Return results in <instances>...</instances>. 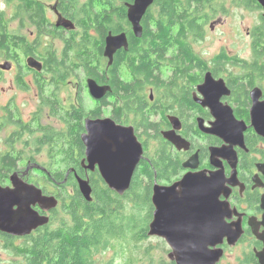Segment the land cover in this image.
Masks as SVG:
<instances>
[{
    "label": "flooded vegetation",
    "instance_id": "1",
    "mask_svg": "<svg viewBox=\"0 0 264 264\" xmlns=\"http://www.w3.org/2000/svg\"><path fill=\"white\" fill-rule=\"evenodd\" d=\"M88 1L81 4L79 0H4L5 9H0V41L9 45L3 55L6 56L5 63L11 64V69L2 70L0 68V75L14 74V79L10 81L14 95L10 98V102L7 105L2 106L3 114L0 112L1 128H18L12 131L11 138L14 139H18V137L31 129L28 126L29 122L26 123L22 119V109L17 103V98L23 92L21 86L26 88V94L33 93L34 97L38 98L39 104L41 102L44 108H49L52 119H59L43 127V134L40 137L43 139H47L46 136L48 134H50V137H55L58 132L67 135H71L72 131L74 133L77 132V126L70 130L69 123L71 120L77 121L78 118L57 115L58 109V112L64 111L68 113L69 110H80L82 108L86 112L96 110L98 113L96 117L92 115H90L91 117L88 115L82 117L81 123L84 125V130L80 132L81 141L82 135L86 132L85 124L88 119L110 118L118 126L131 127L144 147V159L141 163L148 164L151 168H156L157 162L155 161L160 157L161 164L159 169L167 170L168 174L170 172L169 177H162L159 180L156 174L154 187L156 185L172 186L189 172L217 170L211 164L212 156L210 150L212 148H221L225 142L216 135L204 134L200 126L203 124L205 128H210L215 122L226 121L225 110L230 109L239 122L246 124L244 132L245 149L238 146L235 147V152L238 156V186L232 188L229 198L231 206L243 215L245 234L237 245L244 240L249 241L251 239L254 245L248 257L249 264H260L256 258V251L260 252L264 249V241L259 240L255 236L251 222L258 228L260 234H264V174L259 170V166L264 164V138L258 135L252 126L251 111L254 106L252 95L254 91L260 92L259 101L264 102L263 6L258 0L252 6H248L245 3L248 0H234L236 7L259 12V26H257L253 34L254 38L257 35V38L259 37L260 39L259 49L257 52H252L253 58L251 60L232 56L227 51V48H222L218 53L214 54L198 51L199 44L206 38L208 26H210V33H215V29L219 27H226L229 24L226 16L229 14L227 12L228 9L226 8L225 10L222 7V16L210 18L215 15L214 5L219 0H212L205 5L194 3V9L198 10L194 25L199 30L195 31L196 28H194V30L187 32L186 35L177 36L176 34L182 28V25H179L180 28L178 29L177 27L173 30V35L171 36L150 37L149 43L143 47L151 52L136 55L138 58L134 62L137 69L134 73L130 69L128 57H125L124 61L117 67L118 54L115 56L114 64L109 67V60L105 58V39V47L102 53V57L105 60V69L100 70L101 83L99 84L111 87V92H108L104 99L97 101L90 95L88 80L93 78H89L82 69L78 70L83 72L86 83L85 86H81L82 92H79L80 83H78L77 78L74 77L76 81H72L73 77H64V81L72 84L69 85L70 93L67 91L68 95L62 98L63 87L60 84H56V77L53 74L61 75L65 74V72L61 68H46L44 64L47 56L36 52H26V44H34L32 50L37 51L36 42H40L41 38L48 42L47 38H50V35L71 36L75 29L76 31L78 30L79 25L87 21L88 15L82 9L86 7ZM28 2H33L31 6L33 9L32 13L27 9L26 5H28ZM133 3L134 0L126 1L124 5L127 12L128 23L126 24L127 27L131 28L132 32V25L128 20L127 5ZM93 4L94 14H101L102 12L95 11V7L102 5V2L93 0ZM121 4V0L116 1V6ZM154 6L155 4L150 10ZM51 12L53 16H57L55 17L56 20L51 19ZM179 15L185 14L182 11ZM115 22L120 24L121 20L115 18ZM65 24H69L70 27H64ZM29 25L37 30L36 33L31 31L29 35L35 38L34 40H30L24 34L25 27ZM151 26L154 32L158 31L156 26ZM48 29L53 32L49 31V34H47ZM255 32L257 33L256 35ZM41 33L43 36H41ZM44 35L47 38H44ZM129 39L131 41V38ZM157 41L162 42V50H159L156 45ZM254 46L255 39L253 41V49ZM187 47L192 51L186 52L185 48ZM13 50L16 51L15 54H13ZM29 59L38 60L42 63L43 69L39 71L30 68L28 65ZM250 64H256L257 67L249 69ZM138 67H141L142 70H139ZM66 71L67 73L70 72L68 68H66ZM72 71L78 72L73 69ZM115 78L116 83L113 84L112 82H115ZM46 89H49V91L45 94L44 91ZM83 94H88L93 99L96 104L95 108L88 109ZM36 117H38L37 113H35L34 119ZM59 123L61 124L59 129L64 126L63 130L58 131V128L55 129ZM74 136L77 139V134H74ZM170 137L188 141L191 145L190 149L179 150L175 144L167 139ZM55 138L52 142L53 146H55ZM52 144L50 145L52 146ZM43 145L47 147L49 152L48 144L45 143L41 146ZM38 147L40 148V146ZM165 148L166 150L162 151ZM158 151L161 152L157 156ZM196 155L199 159V167L195 170L185 169V163ZM220 160L225 169L226 177L230 178L233 169L229 161L223 158ZM19 166L20 169L15 172L23 176L24 182L34 184L42 189L45 195L56 196L59 199L57 187L60 183L35 179L38 176L35 174L36 171L46 174L49 171V165L42 166L36 161H30L27 162L25 167L21 166L19 162ZM176 167H178V172H175ZM96 172L99 173V171ZM85 173L86 176L91 174V172H86V170ZM8 181V183L0 184V186L12 187L10 180ZM59 201L60 208L62 202L60 199ZM34 209L41 216L50 218V224L47 225L49 228L47 226L40 227L33 231L31 235L24 237H14L0 232V244H7L8 241H12L16 244L19 243L20 246L29 245L34 242L40 233L42 234L53 227L58 209L45 211L39 206L34 207ZM237 219V217H234L229 221ZM223 248L225 256L226 251L231 247L226 242Z\"/></svg>",
    "mask_w": 264,
    "mask_h": 264
},
{
    "label": "trees",
    "instance_id": "2",
    "mask_svg": "<svg viewBox=\"0 0 264 264\" xmlns=\"http://www.w3.org/2000/svg\"><path fill=\"white\" fill-rule=\"evenodd\" d=\"M100 1L105 5L101 14H94L93 0H89L86 7L82 9L88 15L87 21L79 25L78 30L75 29L71 36L59 34V37L64 40V49L60 57L52 53L48 47L41 49L40 42H36L37 51L32 50L34 44H26L25 51L47 56L45 67L61 68L65 72L63 77L69 78L66 68L69 69L71 66L76 71L82 69L89 78L101 83L99 73L101 69H105L102 53L105 39L110 32L116 35L125 32L131 38V41L129 39L130 51H121L117 55V67L125 57H128L130 69L134 73L137 69L134 62L138 58L136 55L151 52L143 47L149 43L150 37L171 36L173 30L180 28L179 25H182V28L176 35H186L187 32L196 28L194 21L198 10L194 9V3L205 5L212 0H155V6L143 20L144 37L142 39H137L126 24L128 23L127 12L124 5L126 1L133 0H121L120 6H116L117 0ZM245 3L252 6L256 0H248ZM32 5L33 2H28L26 5L30 13L33 11ZM156 8L158 15H156ZM182 11L185 15H179ZM115 18L121 20V23L116 24ZM151 25L156 26L158 31L154 32ZM259 41L256 35L255 52L259 49ZM156 45L159 50H162L161 41H157ZM8 46L7 43L0 41V56L7 51ZM185 51L192 50L187 47ZM255 67H257L256 64H250L249 69H255ZM138 69L142 70L141 67ZM102 80L105 81L104 78ZM112 83H116V78ZM65 115L78 118L77 121L71 120L69 123L70 130H73L74 126H77L78 130L76 129L75 133L72 131L71 135L58 132L55 135L56 138L50 137V134L46 136L47 139L39 138V144H48L50 157L49 171L46 174L40 172L39 180L60 183L57 190L66 189L67 186L74 188L75 193L70 198L63 193L59 195L69 221L62 219L58 222L57 228L40 233L29 245L17 246L14 242L8 241L6 244L8 251L17 257L25 258L24 261L13 264H98L97 256L108 247L114 248L120 261H126V264H175L164 257L156 259L152 245L143 247L150 238L149 226L155 211L152 202L155 175H158V180L170 175L167 170L159 169L161 158L158 157L155 161L156 168L140 163L133 178L132 187L124 196L111 191L98 172L91 173L89 177L93 187V202L89 203L80 193L76 179V174L82 178L87 177L82 167L85 148L80 138V132L84 130L81 120L87 115L96 117L98 113L96 110L86 112L82 108L69 110V113L65 112ZM74 134H77V139ZM54 138L55 146L52 144ZM15 140L13 138L11 142L15 143ZM165 150L166 148L162 151ZM160 152H157V156ZM22 158V152H17L14 145H10L6 152H0V184L6 183L10 176L20 169L19 162ZM177 170L178 167L175 168V172H178ZM65 180H67L66 183Z\"/></svg>",
    "mask_w": 264,
    "mask_h": 264
},
{
    "label": "water",
    "instance_id": "3",
    "mask_svg": "<svg viewBox=\"0 0 264 264\" xmlns=\"http://www.w3.org/2000/svg\"><path fill=\"white\" fill-rule=\"evenodd\" d=\"M264 8V0H258ZM155 0H134L128 4V20L137 39L144 37L143 20ZM59 27V25H58ZM64 27H70L65 24ZM130 51L128 35L109 33L106 38L105 58L109 67L114 64L115 56ZM32 69L41 71L42 63L29 59ZM2 70H10L11 64L4 63ZM90 95L97 101L111 92V87L101 86L96 80H88ZM254 106L251 111L252 126L258 135L264 138V102L260 92H253ZM226 111L227 120L215 122L210 128L201 124L204 134L216 135L225 143L221 148H212V165L216 171L202 170L189 172L172 186L156 185L152 202L155 208L153 221L149 226L150 237L164 239L171 249L169 259L175 264H220L224 257L223 245L235 247L245 234L243 215L231 206L229 201L232 188L238 186L235 147L245 149L244 132L246 124L239 122L233 112ZM82 142L86 148L82 167L86 172L99 171L109 189L120 196L128 193L132 187L135 173L144 159V147L131 127L118 126L112 119H88ZM179 150L190 149L186 140L167 138ZM229 161L232 175L227 178L220 159ZM199 167L198 156H194L184 165L185 169ZM264 174V164L259 166ZM79 190L84 199L93 202V187L89 176L82 178L76 174ZM12 187L0 186V232L14 237L32 234L40 227L50 224L48 216H41L34 207L45 211L56 210L60 201L56 196H47L34 184L24 182L18 172L10 176ZM67 180H65V183ZM242 192V189H241ZM224 198V199H222ZM264 208V207H263ZM237 217V220H232ZM255 236L264 241V234L251 222ZM256 258L264 264V249L256 251Z\"/></svg>",
    "mask_w": 264,
    "mask_h": 264
},
{
    "label": "rangeland",
    "instance_id": "4",
    "mask_svg": "<svg viewBox=\"0 0 264 264\" xmlns=\"http://www.w3.org/2000/svg\"><path fill=\"white\" fill-rule=\"evenodd\" d=\"M81 4H84L87 2V0H79ZM222 7L228 9V16H226V19L229 20V24L226 27L215 29V33H210V26H208L207 30L208 33L206 34L205 40H203L198 47V51L202 52H209L211 54L218 53L222 48H227V51L232 56H238L242 59L251 60L253 58L252 52L253 49V41H254V31L259 26L258 20H259V12H253L251 10H246L242 7H236L234 4V0H219L214 5L215 15L211 16L210 18H216L222 16ZM105 8V5L102 3V5H97L95 7L96 12H102ZM0 9H5L4 0H0ZM156 15H158V11L156 8ZM50 17L53 20H56V15L53 16L52 12L50 13ZM36 33V28L32 26L25 27L24 34L30 38V40H34L35 38L30 37V32ZM50 29L47 30V34H49ZM53 32V31H51ZM42 34V33H41ZM38 36V35H37ZM36 36V37H37ZM43 36V34L41 35ZM44 38H47L46 35H44ZM47 41H44L42 38L40 40L41 49H44L45 47L50 48L52 53H56L58 57L62 54V51L64 49V40L59 37L58 34L50 35V38H47ZM42 42V43H41ZM46 44V46H44ZM16 51L13 50V54H15ZM6 56L2 55L0 56V66L5 63ZM21 66V65H20ZM69 77H73L72 81H76L75 78H77L78 83H80V90L81 93V86H85V80H84V74L82 71H78L76 73H73L71 66H69ZM80 70V69H77ZM3 73V72H2ZM56 77V84H60L62 88L61 96L62 98L68 95L69 92V85L72 83H67V81H64V74H53ZM75 77V78H74ZM14 79V74H6V75H0V112H2V106L7 105L10 101V98L14 95V91H12L10 81ZM21 86V85H20ZM26 88L21 86V92L20 96L17 98V103L22 109L21 116L24 122L28 123V126L31 128L29 131L25 132L22 136L16 138L15 143H12L11 141L13 138H11L12 131H15L14 129L18 128H12L9 127L6 129H2L1 127V119H0V152H6L10 145H14L17 152H22L23 158L21 159L20 163L21 166L25 167L27 162H38V164L42 166H48L50 164V157L48 154L47 147L45 145L41 146L39 138L41 137V134H43V127L48 126L50 123H53L54 121H58L59 119H52L50 116L49 108H44L40 102H38V98L36 99L34 97V94H26ZM50 89V88H49ZM49 89H46L44 93L46 94ZM65 89V90H64ZM6 91V93H5ZM68 91V92H67ZM70 93V92H69ZM86 106L88 109L95 108L96 104L93 102V99L88 94H83ZM59 110V109H58ZM60 115L65 117V112L61 111L58 112ZM37 113V116L34 119V115ZM58 115V114H57ZM49 123V124H48ZM61 124L59 123L58 126H56L55 129L60 131L62 128L59 129ZM63 130V129H62ZM42 132V133H41ZM40 146V148L38 147ZM54 168H56L54 166ZM38 175L35 177L36 180L41 179L40 177V171H36L35 173ZM10 180V178H9ZM7 181L6 183H8ZM47 185V184H46ZM59 195L64 194L65 196L69 197L73 196L75 193V190L72 186H67L66 189H60L58 190ZM62 194V195H63ZM59 208V207H58ZM57 208V209H58ZM56 221L53 223L52 228H57L58 222L63 220H68L69 217L63 210V204H61L60 208L57 210V214L55 215ZM53 222V221H52ZM16 244V243H15ZM17 246H20L19 243L16 244ZM152 245L154 247L153 255L156 259H163V257L167 260L172 262L169 259V254L171 253V249L167 242L164 239L158 238V237H150L148 241H146L143 244V247H148ZM254 243L250 239L249 241L244 240L239 245L235 247L229 248V250L226 251V254L221 262V264H249V256L252 252L251 248L253 247ZM22 246V245H21ZM25 258L17 257L15 256L11 251H8L6 244H0V264H13L14 262H21L24 261ZM98 264H126V261H120L119 255L116 254V251H114V248L108 247L105 249V251L102 250V253L97 256ZM25 263V262H23ZM174 263V262H173Z\"/></svg>",
    "mask_w": 264,
    "mask_h": 264
}]
</instances>
